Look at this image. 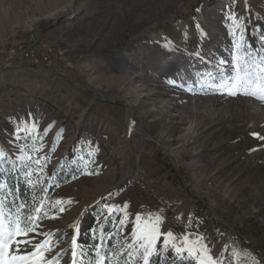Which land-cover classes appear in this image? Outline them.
<instances>
[{
    "label": "rangeland",
    "instance_id": "rangeland-1",
    "mask_svg": "<svg viewBox=\"0 0 264 264\" xmlns=\"http://www.w3.org/2000/svg\"><path fill=\"white\" fill-rule=\"evenodd\" d=\"M68 3L0 0V180L14 193L0 192L6 216L20 187L25 215L47 197L37 231L51 234L47 258L59 254L58 264H72L73 236L84 253L76 264H94L101 238L108 257L132 243L137 213L161 215L164 232L202 236L222 264L264 260V100L208 79L220 61L230 66L241 34L254 55L264 50V0ZM21 148L43 165L34 188ZM151 264L182 261L169 249Z\"/></svg>",
    "mask_w": 264,
    "mask_h": 264
},
{
    "label": "snow or ice",
    "instance_id": "snow-or-ice-1",
    "mask_svg": "<svg viewBox=\"0 0 264 264\" xmlns=\"http://www.w3.org/2000/svg\"><path fill=\"white\" fill-rule=\"evenodd\" d=\"M233 47L234 51L230 66L226 67V62L220 61L216 74L208 73V79L215 80L219 76L220 82L216 85V88L228 95L235 96L238 93H242L264 100V50L254 55L253 50L245 45L243 34L238 40H234ZM226 73H231V75L225 78ZM179 86L183 87L184 85L181 84ZM21 131L24 130L16 129L17 139H19L18 133ZM254 135L256 134L254 133ZM261 138L264 139V137ZM33 151L35 152L37 149L34 148ZM21 152L22 155L17 157V159L22 162L21 167L26 169L23 173L24 181L29 188H34L37 181H34L32 176L34 174L39 176L43 171V165L40 158H34L31 153L24 151L22 148ZM6 155L8 153L0 148V158ZM33 165H36L35 169H33ZM13 171H15V165ZM6 189L8 194L14 195L12 186L7 183L6 179L0 180V192ZM44 191L46 192L47 189H44ZM46 199L47 197L40 199L37 206L27 215L23 213L27 206L21 202L16 207L15 214L9 212L6 216L4 211L6 206L5 199L0 198V264H58L59 254L52 259L47 258V253L52 250L51 234L37 231L39 220L42 216L47 215L44 207ZM61 203L63 201H56L57 205ZM118 207L116 205H106L109 213H112L113 209H118ZM127 207L128 205L125 202L123 208L127 209ZM59 211L63 212L64 209L60 208ZM125 223L126 220L124 218L119 220L120 226ZM162 223L163 217L159 214H148L142 218L141 214L137 213L131 232L132 243L122 245L119 251L113 252L108 257L107 253L101 255V249L104 247V240L101 238V241L95 244L96 259L94 264H105L106 259L109 262L115 260L119 264L120 259H122L121 252H123L125 247L128 249V259L124 260V264H133V260L137 257L142 258L143 264H151L153 257L158 258L159 252H166L169 249L181 257L182 264L183 261H191L192 259H195L196 264H222L221 260L211 255V249L204 242L202 236H193V234L187 232L177 235L172 230L164 232L161 230ZM29 233L43 235L45 239L33 243L34 238H29ZM20 237H24V239H20ZM161 239L162 243L158 249L157 243ZM29 245H32L31 251L27 250ZM83 254V249L77 243V237L73 236L72 264H76L77 256H83ZM89 264H93V262L89 261ZM257 264H264V260L257 261Z\"/></svg>",
    "mask_w": 264,
    "mask_h": 264
},
{
    "label": "trees",
    "instance_id": "trees-1",
    "mask_svg": "<svg viewBox=\"0 0 264 264\" xmlns=\"http://www.w3.org/2000/svg\"><path fill=\"white\" fill-rule=\"evenodd\" d=\"M53 189L54 188H50L49 190H48V192H47V195H50V193L53 191ZM19 196H21L22 198H21V201L23 202V203H25V204H29V197L26 195V194H24V190H23V188H19ZM105 229H107V228H105ZM88 238V237H87Z\"/></svg>",
    "mask_w": 264,
    "mask_h": 264
},
{
    "label": "built area",
    "instance_id": "built-area-1",
    "mask_svg": "<svg viewBox=\"0 0 264 264\" xmlns=\"http://www.w3.org/2000/svg\"><path fill=\"white\" fill-rule=\"evenodd\" d=\"M25 55L27 57V60H36L37 61V56L35 55L33 50L26 51Z\"/></svg>",
    "mask_w": 264,
    "mask_h": 264
},
{
    "label": "bare ground",
    "instance_id": "bare-ground-1",
    "mask_svg": "<svg viewBox=\"0 0 264 264\" xmlns=\"http://www.w3.org/2000/svg\"><path fill=\"white\" fill-rule=\"evenodd\" d=\"M76 1H77V0H69V3H68V6H67V7H68L69 9H71L72 7H74V4L76 3ZM73 9H75V8H73ZM71 11H72V9H71ZM34 61H35V60H29V62H31V63H32V62L34 63ZM260 151H261V150H260ZM255 152H256V151H255ZM263 152H264V151H263ZM257 155H258V154H257ZM260 155H261V154H260Z\"/></svg>",
    "mask_w": 264,
    "mask_h": 264
}]
</instances>
